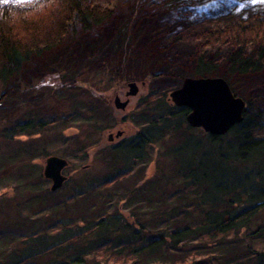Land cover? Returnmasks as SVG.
<instances>
[{
  "label": "trees",
  "instance_id": "1",
  "mask_svg": "<svg viewBox=\"0 0 264 264\" xmlns=\"http://www.w3.org/2000/svg\"><path fill=\"white\" fill-rule=\"evenodd\" d=\"M134 2L150 13L149 5L158 1ZM121 3L133 4L0 0L2 96L15 85L37 84H23V72L67 37H79L77 51L98 47L103 56L129 39L113 58L96 55V69L57 63L63 86L49 87L48 99L64 101L60 108L48 113L27 105L3 119L0 264H264V2L170 5L174 12L159 24L168 33L157 53L153 42L141 44L156 24L149 19L128 37L120 30L109 35ZM164 65L173 73L188 67L193 77L225 79L245 102L242 120L212 135L189 126L188 108L172 104L162 90L147 87L123 117L114 114L109 98L87 95L108 91L115 82L124 86L136 75L152 79V71ZM81 87L87 93L80 94ZM119 121L137 130L89 155ZM68 128L74 137L64 135ZM49 155L67 160V178L54 191L42 175L41 160ZM88 156L89 165L102 163L103 176L81 175ZM157 157L167 158L168 172L157 165L158 176L151 178L146 169ZM133 205L128 221L121 210Z\"/></svg>",
  "mask_w": 264,
  "mask_h": 264
},
{
  "label": "rangeland",
  "instance_id": "2",
  "mask_svg": "<svg viewBox=\"0 0 264 264\" xmlns=\"http://www.w3.org/2000/svg\"><path fill=\"white\" fill-rule=\"evenodd\" d=\"M156 1L158 2H156L155 4L149 5L150 13H146V12L142 13L139 10H137V7H136L137 3L134 2V0H132V3L134 5L133 4L128 5V3L125 6L123 3L117 5L112 15H113V18L115 19V17L119 13L120 17H118V20L115 22V24H113L109 35L112 32L120 30L122 34L124 35V37L126 35L128 37L132 33L131 31L138 28L137 27L138 24H141L143 20L149 19L153 22V24L154 23L156 24L152 25V27L147 31V38L144 41H142L143 43L141 44L153 42L154 48L152 47V52L157 53L160 43L162 42L164 38L167 37L166 33H168V32H164L162 26L159 24H161L162 21L164 22V21L170 20L169 17L174 12L173 10L169 9L170 5L176 4L178 2L182 3L183 0H156ZM160 1H167V3L161 4ZM160 7H162L161 11L156 12V9H159ZM171 11L172 13H167ZM160 31L162 32L161 34H160ZM80 36H84V35H80ZM78 38L73 39V38L67 37L63 41L62 45L56 50H54V52L51 55L45 57L43 60L34 59L33 63H31V66H33V69L29 70L30 72H27V73L23 72L21 80L24 81L23 84H27L29 80L30 82H34L33 80L35 79L37 80L36 82L37 84L29 85V86L25 85L26 87L21 86V85H15L14 88H9L8 90H6L3 96L1 95V92H0V126L5 117H8V116L13 117L17 115L18 112L25 110V107L27 105L33 106L35 108H39L43 112H48L47 111L48 109L55 110V108L58 109L61 107L60 103H63L64 102L63 100H62L63 102L52 103L48 99L49 92H50L49 87L59 88L63 86L57 77L58 76L57 72L54 70L55 67L58 68V64H61L64 67L66 65H76L80 67L82 66V64H84V66L89 65L87 67H91V69L93 68L96 69L99 67V62L101 61L100 59H105V58L110 59V58L115 57L116 55L121 53L123 49L126 48V45L129 42L128 41L129 39L127 38L126 41H124L123 44L120 46V48H117L116 50L109 52L107 55L103 56L102 51L99 50L98 47H96L95 49H92V48L89 49L84 46L83 47L81 46L79 50L77 51L76 50L77 46L75 45L77 41L79 40ZM96 55L100 59L96 58L95 57ZM89 58H91V60H89ZM165 68H167L166 65L156 68L154 71H152L154 74L152 79H150V77L145 76L143 77V79L139 78L138 80H136L135 78L139 77V75L132 76L130 81L136 82L139 91L135 95L129 96L130 103L123 110L115 108L113 104V99H114V95L117 92L122 94L123 90L127 88L126 87L127 82L124 83V86L121 85L122 83L115 82L114 87L112 89L108 91H104V92H98V93L94 91H90V90L88 91L87 88L81 87L79 89V93L85 94L88 91L87 95L89 93H91V96L99 94L100 96L109 98L111 108H113L114 110V114H116L118 117H123L128 112L129 108L135 104V102L137 101L138 95L142 93L143 90H146L147 87L148 88L152 87L153 89L162 90L168 93L171 89L179 85L184 77L191 76L189 73L188 67L183 68L184 70L182 69L181 71L178 70L179 72L175 70L174 73H173V70L165 69ZM40 77L42 78L41 80L39 79ZM118 130L122 131L123 136H129L137 130V127L133 125L132 122L119 121L115 127L111 128V130H108L106 133L101 135V140L99 144H97L96 147L88 150L89 155H91L95 149L108 144L107 143L108 141H106L105 138L107 137V134L109 132L115 133ZM64 135L69 138L72 136L74 137L75 131L73 129L68 128L64 131ZM123 136H121L120 138H122ZM102 139H104V141ZM114 141L118 142L119 138ZM157 151L161 152L160 150H157ZM155 153L156 152L153 151L152 154H150L151 157H153ZM91 158L92 156H88L87 159L82 161V163L85 165H83L80 172L81 171L85 172L83 173L84 175L88 173V176H90L91 178L103 176L102 174L106 172L105 167L102 165V163H99V162L96 163L95 166L89 165L91 164ZM166 162H167V158L157 157L158 164L155 162H150L146 169V175L150 177L152 176L151 178L158 176L157 165H159V169L160 167H164V171L168 172L169 166L166 165ZM43 163H44V159L41 160L42 166H43ZM63 172L64 174L67 173L66 170H63ZM82 172H81V175H82ZM48 187H49V183H48ZM134 208H135L134 205L131 207L130 206L122 207L121 212L128 221H130L129 217H131L129 214V211L131 209L134 210ZM258 222H262V221L259 220ZM148 224L149 223H147V226ZM189 244L191 245V243ZM250 247H254L257 250L261 246H255L254 244H250ZM186 248H189V247L187 246Z\"/></svg>",
  "mask_w": 264,
  "mask_h": 264
},
{
  "label": "water",
  "instance_id": "3",
  "mask_svg": "<svg viewBox=\"0 0 264 264\" xmlns=\"http://www.w3.org/2000/svg\"><path fill=\"white\" fill-rule=\"evenodd\" d=\"M138 86L134 81L127 82L125 96L135 95ZM168 99L176 106H185L187 124L201 128L212 135H222L242 120L244 100L233 94L228 83L219 76L184 77L181 83L168 92ZM128 99H113L115 108L124 109ZM120 131H118L119 133ZM117 135V134H116ZM112 138V134H108ZM67 160L58 155H49L44 159L42 175L49 181V189H58L67 176L63 170Z\"/></svg>",
  "mask_w": 264,
  "mask_h": 264
},
{
  "label": "flooded vegetation",
  "instance_id": "4",
  "mask_svg": "<svg viewBox=\"0 0 264 264\" xmlns=\"http://www.w3.org/2000/svg\"><path fill=\"white\" fill-rule=\"evenodd\" d=\"M126 87H127V85H126ZM126 90H127V88H125L124 90H123V92H122V94H120V93H116L115 95H114V98L116 97V96H118L119 97V99L120 100H124V99H128V102H127V104H126V106L125 107H127L128 106V104L130 103V97L129 96H125V92H126ZM139 91V90H138ZM137 91V92H138ZM114 104V103H113ZM125 109V108H124ZM123 110V109H122ZM118 131H120L119 133H118ZM118 131H116L115 133H112L111 132V134H112V138H108V134L110 133H108L107 134V137L105 138V140L106 141H108L107 143L108 144H114V143H117L116 141H114V140H117L118 138L119 139H121L120 137L121 136H123V133H122V131L121 130H118ZM117 134V135H116ZM132 135V134H131ZM104 136V135H103ZM124 137H127V136H123L122 138H124ZM103 141H104V139H102ZM104 144V143H103Z\"/></svg>",
  "mask_w": 264,
  "mask_h": 264
},
{
  "label": "snow or ice",
  "instance_id": "5",
  "mask_svg": "<svg viewBox=\"0 0 264 264\" xmlns=\"http://www.w3.org/2000/svg\"><path fill=\"white\" fill-rule=\"evenodd\" d=\"M262 2H264V0H262Z\"/></svg>",
  "mask_w": 264,
  "mask_h": 264
}]
</instances>
